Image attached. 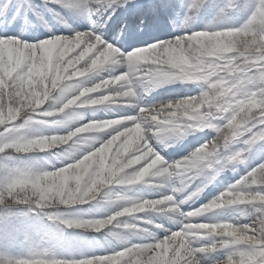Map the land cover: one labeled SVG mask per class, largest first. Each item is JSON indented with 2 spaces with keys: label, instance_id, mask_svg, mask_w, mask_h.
<instances>
[{
  "label": "clouds",
  "instance_id": "9594fccd",
  "mask_svg": "<svg viewBox=\"0 0 264 264\" xmlns=\"http://www.w3.org/2000/svg\"><path fill=\"white\" fill-rule=\"evenodd\" d=\"M77 2L29 4L74 35L35 43L0 38V51L15 53L11 71L18 72L12 80L0 59V74L12 80L9 86L0 78L6 97L0 104V212L35 218L49 232L44 237L18 230L15 240L24 254L0 251V264H119L96 255L86 236L101 247L146 254L150 243L133 241L155 240L150 228L167 230L156 220L180 225L172 237L185 242L210 238L209 251L225 252L216 264H264V162L207 204L182 211L223 172L246 167L264 143V0H224L203 30L192 31L197 12L179 25L191 36L128 53L102 38L108 26L102 10L85 15ZM108 2L90 0L101 7ZM214 3L201 0L202 7ZM54 6L68 12L71 22ZM35 15L45 31H53L41 12ZM79 23L90 30L75 31ZM176 83L195 85L200 94L143 106L145 95ZM130 109L134 115L124 114ZM161 124L165 134L156 127ZM205 131L212 138L174 163L156 150ZM53 161L63 166L49 171ZM197 180L201 184L193 188ZM78 206H87V216ZM226 212L231 220L219 219ZM172 237L157 241L153 256L161 248L170 251ZM130 264L149 261L138 255Z\"/></svg>",
  "mask_w": 264,
  "mask_h": 264
},
{
  "label": "trees",
  "instance_id": "16d2710c",
  "mask_svg": "<svg viewBox=\"0 0 264 264\" xmlns=\"http://www.w3.org/2000/svg\"><path fill=\"white\" fill-rule=\"evenodd\" d=\"M188 0H130L124 6L116 9L115 15L111 20H108V26L102 30V38L107 43H113L114 46L120 48L122 52L128 53L137 48L150 46L155 42H163L169 39L177 38L181 35H187L191 31L181 29L180 23L185 15V5ZM224 0H215L214 4L205 5L199 10L198 22L195 24L192 31L203 30L205 25L212 19L218 8ZM40 0H0V38H19L29 43H35L43 39L50 38L53 35L70 36L75 33L65 29L59 25H55L50 14L42 7L29 8V4L33 6L39 5ZM7 5V7H5ZM56 7V10L61 13L66 19L71 22V16L64 9ZM36 11L41 12L49 23L53 24V31L47 32L37 20ZM95 19V17H93ZM243 16L234 17L231 21L232 26H238L242 21ZM75 31L86 32L90 30V26L85 23L74 24ZM100 34V32H98ZM118 38V39H117ZM200 89L192 84H169L162 88L152 91L143 98V106L152 107L159 103L167 101H178L193 96H198ZM127 115H134L135 110H128ZM100 118L104 114H100ZM155 130V129H154ZM214 133L205 131L201 134L190 136L192 143L189 144L187 139L178 144L174 148H169L166 151L157 147L159 154L169 163L178 161L179 157L184 155L190 149H196L212 138ZM193 150V151H194ZM41 156L45 154H40ZM182 158V157H181ZM264 162V143L257 145L249 155L247 166H240L235 170H227L216 177L213 181L221 183V186L226 190L230 185L235 184L241 178L246 176L249 171ZM201 184V180H197L195 184ZM146 198H160V194H146ZM81 209V214L87 216V206H78ZM182 211H184L182 209ZM185 212V211H184ZM143 218V214L141 216ZM230 212H226L221 220H231ZM157 223H163L164 228L168 232L180 230L178 224H171L167 221L156 220ZM139 226V221L136 222ZM150 227V226H149ZM23 231L30 235L47 237L49 234L46 224H41L33 218L32 220H24L20 216L12 213L0 212V251H6L13 255H23L25 248L16 242L15 237L17 231ZM156 239H163L166 232L162 229H153ZM86 242L91 244L96 255L107 254L113 249L107 246L101 247L96 240L92 239L89 234L85 238ZM154 240L149 238L144 241L134 240L133 243H152ZM102 243V242H101ZM209 241H200L197 246L207 245ZM119 250V248L115 249ZM224 251H217L214 254H206L201 264H216L224 258Z\"/></svg>",
  "mask_w": 264,
  "mask_h": 264
},
{
  "label": "snow or ice",
  "instance_id": "6c2138e0",
  "mask_svg": "<svg viewBox=\"0 0 264 264\" xmlns=\"http://www.w3.org/2000/svg\"><path fill=\"white\" fill-rule=\"evenodd\" d=\"M127 0H109L108 3L103 4L101 7V4H93L90 3V0H78L76 3L75 7L82 13V14H89L90 11H95L96 9H101L103 12V17L102 19L108 21L111 20L112 16L115 15L116 9L120 7H124L128 4ZM7 7V5H5ZM202 8L201 5V0H188L187 4L185 5V15L183 18V22H187L192 18V16L199 12V10ZM35 14V13H34ZM98 34V33H97ZM192 33L187 34V36H191ZM184 35H181L177 38H180ZM2 39H8V38H2ZM174 39V38H173ZM173 39H169L163 42H155L152 43L150 46H146L147 48H151L152 46H156L158 48L166 46V43L168 41H171ZM0 59H2L4 67L7 71L11 72L12 75V80L16 78V75L18 72H12L11 70L15 68L16 64V55L11 49H4L0 51ZM42 68V65H40L39 60L37 61V68L34 69V71H40ZM23 70V69H21ZM257 69L255 66L251 67V72H255ZM0 78L4 79L5 82L11 86L12 80H9L7 76L4 74H0ZM6 97L3 92V90H0V104H2L5 101ZM168 111H172V109H168ZM161 120L164 119L163 116L160 117ZM5 127H11V125H5ZM157 128L160 129L161 134H165L168 129L166 125H157ZM264 127V125H262ZM3 129L0 128V132H2ZM253 131H256V129H253ZM187 223V221H185ZM181 230V228H180ZM180 230L168 232V230H164L167 234L165 237H172L173 232H179ZM165 238L163 239H155L154 242L150 243L151 248L146 254H139L135 253L134 251H128L125 252L124 249H119V250H113L110 253L107 254H102L101 256H111L114 258H117L119 264H124L125 261L130 262L135 260L138 255H142L143 259L145 261H149V264H200L202 258L206 254H214L217 251H209L211 248V239H202L209 241V244L207 245H202V246H197L198 243H193L191 239H189L187 242L184 241L183 237H172V240L175 241V246L171 248L170 251H167L165 253V250L161 248L160 252L156 255L153 256V253L156 252V243L157 241H164ZM131 247V246H129ZM224 251V250H220ZM117 253H123V256L117 257ZM151 258V259H150ZM89 264L91 262L89 261ZM101 264H116L115 261H101Z\"/></svg>",
  "mask_w": 264,
  "mask_h": 264
},
{
  "label": "rangeland",
  "instance_id": "374dc122",
  "mask_svg": "<svg viewBox=\"0 0 264 264\" xmlns=\"http://www.w3.org/2000/svg\"><path fill=\"white\" fill-rule=\"evenodd\" d=\"M198 134H201V133H198ZM191 139H192L191 137L187 138V142H189V144L192 143ZM193 150L194 149H190V150L186 151V153L181 156L182 158L179 157L178 161L183 159L184 157L188 156L191 152H193ZM66 162L67 161H65V163ZM53 163H54L55 167H48L49 171L55 170V168L63 166V163L60 161H53ZM198 185H200V184H198ZM198 185H193L192 187L195 188ZM191 190L192 189H189V191H191ZM223 191H225V189L221 186V183L212 181L211 183H209L207 185V187L205 188L204 192L201 194L199 199H197L195 202H190L189 204L183 205L182 209L185 212H188V211H192L195 208H199L200 206L207 204L209 201H211L213 198L218 196ZM221 218H222V216L219 219H221ZM201 222H208V221L205 218H201Z\"/></svg>",
  "mask_w": 264,
  "mask_h": 264
}]
</instances>
